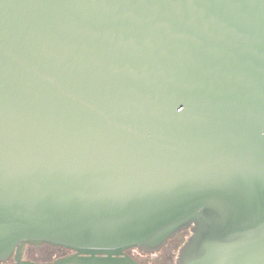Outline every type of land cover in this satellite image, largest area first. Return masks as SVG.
Segmentation results:
<instances>
[{
    "label": "water",
    "instance_id": "95a60500",
    "mask_svg": "<svg viewBox=\"0 0 264 264\" xmlns=\"http://www.w3.org/2000/svg\"><path fill=\"white\" fill-rule=\"evenodd\" d=\"M187 230L176 264H264V0H0V264Z\"/></svg>",
    "mask_w": 264,
    "mask_h": 264
},
{
    "label": "flooded vegetation",
    "instance_id": "af4514ba",
    "mask_svg": "<svg viewBox=\"0 0 264 264\" xmlns=\"http://www.w3.org/2000/svg\"><path fill=\"white\" fill-rule=\"evenodd\" d=\"M180 234H178L175 238L169 240L167 245H165L160 252H158V253H156L154 255L142 254V253L138 252L136 249H130L126 253L129 254L134 259L138 260L141 264H172V262H173V261H171L172 259H174V263L176 264V259H177V255H178L179 249L184 243V242L181 243L182 240L177 239V237ZM43 246H49V245H43ZM30 247H33V246H28L26 248V250H25V253H26L27 249L30 248ZM49 247H52V248H55V249H60V250L64 251V256L59 257L57 259H60V258H63V257H66V256L74 254L73 251L64 249L62 247H54V246H49ZM134 251L137 252L138 256H143L145 259L144 260H140V258H138L134 254ZM25 253H24V259H28V260H31V261L38 262V261L34 260L33 258L27 257L25 255ZM12 262H13V259H11L8 263H12ZM51 262H53V261H51ZM41 263H45V262H41Z\"/></svg>",
    "mask_w": 264,
    "mask_h": 264
},
{
    "label": "rangeland",
    "instance_id": "374dc122",
    "mask_svg": "<svg viewBox=\"0 0 264 264\" xmlns=\"http://www.w3.org/2000/svg\"><path fill=\"white\" fill-rule=\"evenodd\" d=\"M134 254L140 258V260H144L145 258L143 256H138L137 252L134 251ZM25 255L27 257L33 258L36 261H40V262H51L56 260L59 257L64 256V251L60 250V249H55L49 246H42L39 249H36L35 247H30L27 249ZM171 261L172 264L174 263V259H172Z\"/></svg>",
    "mask_w": 264,
    "mask_h": 264
},
{
    "label": "trees",
    "instance_id": "16d2710c",
    "mask_svg": "<svg viewBox=\"0 0 264 264\" xmlns=\"http://www.w3.org/2000/svg\"><path fill=\"white\" fill-rule=\"evenodd\" d=\"M190 236V231L187 230V231H184L182 232L178 237L177 239L179 240H182L181 243L185 242L187 240V238ZM184 244V243H183Z\"/></svg>",
    "mask_w": 264,
    "mask_h": 264
}]
</instances>
